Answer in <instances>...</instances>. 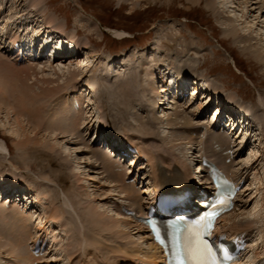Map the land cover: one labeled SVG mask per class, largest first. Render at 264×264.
<instances>
[{"label":"rangeland","instance_id":"1","mask_svg":"<svg viewBox=\"0 0 264 264\" xmlns=\"http://www.w3.org/2000/svg\"><path fill=\"white\" fill-rule=\"evenodd\" d=\"M29 1L30 0H9L5 10H8V8L11 6L9 9L11 13L13 8L12 4L17 6L16 10H20L22 7L24 9L26 8V3ZM44 1L45 3L41 4L42 6L39 7L41 10H39V13L34 18L35 22L38 21L39 23H42L48 16H54L56 23L66 22L64 23V25L67 26L65 33H68L71 30H77L78 35L75 40L78 39L83 43L88 41L86 50L84 51L85 53L87 52V56L94 53L99 56V59L95 62V66L98 65L100 67L101 65L99 70H101L103 73L106 71L104 68L106 69L107 61L119 60L120 62L127 64L126 67L115 69L114 75L116 76H110L108 78V83H104L102 81L101 78L103 77L100 78L98 75L99 70H95L94 68L90 69L91 71L88 73V77L83 78V81H88L94 84L93 88H95L94 94L96 98L92 99L91 101V105L93 104V106L90 108L92 110L89 115L86 113H81L79 116L67 111L61 113L59 116L62 118L61 120L64 123L63 127L65 129L76 127V118H78L79 127L77 130H75V133L84 134L85 132H88L86 139L87 141L93 142L95 140V132H93L94 128H97L98 123H100L99 121L106 117L107 121L105 122L107 123L109 122V119H111L110 123L124 121L125 124H130L129 122H131L135 130L137 128L138 131L139 127L137 125L139 123L137 118L143 121L149 119L151 115L150 105L152 103L151 99L148 97L150 93H143L139 88L143 86V91H146L149 83L147 85H145V83L146 80H148L147 76L151 70V67L155 64L164 62L172 67L188 65L191 68H194V75H202L209 83H212L218 87L223 93V96H233L235 98L236 107L238 106L249 109L251 112L255 113L259 123L257 126H255V128H253L254 132H252V134L254 136L251 142L253 143V148L255 147L257 150L259 149L261 153H264L262 152L264 151V148H261L264 146L262 144L264 143V65L262 62L255 60L251 53L244 51L242 44L240 45L238 41L234 42L230 36L226 37L224 34V28H227V23H224L225 25L222 24V22L226 20L224 18L229 17V21H232L234 25L239 24V22L236 23L234 18L229 14L231 10L229 11V9H227V11L222 14L223 21H221L216 18L212 12L206 10L203 3L194 6L186 3L185 0H140V4L135 5V7L131 4V1L133 0H129L128 2L125 1V3L122 1L119 2V0ZM3 12V16L7 14V11ZM219 13H221V11ZM254 14L255 16L262 17L258 10H256ZM263 20L264 17H262L261 21ZM248 21L251 22L252 19L249 18ZM91 23L96 28H91ZM111 29L122 30L127 33V37L122 40L115 38L110 33ZM237 29L240 30V27L237 26ZM244 29V34H248L249 30L246 31V28ZM261 32H264L263 28L261 29ZM241 34L243 33L241 32ZM27 66L28 65H26V67ZM185 69L186 68H183V70ZM140 73V84L138 87H136L135 92L139 97V100L134 106L131 107L132 114L129 116L130 121H127L129 114L128 106L123 96L121 98L123 99L124 103L116 106V109L118 110L117 113L110 115L108 111H103L100 109L102 108V105L113 102L114 98L121 94L112 93V98L105 102V91H103V87H111V90L113 91L114 87L118 83L130 82L131 84H134L132 83L134 82L132 78H138ZM120 89H123V91L127 93V95L124 94L125 96H132V93H129L127 88ZM131 103H133V101H131ZM59 105L60 104L58 101H56L53 97V99L45 103V108L37 111V114L43 116L45 118V122L49 124L48 121L53 119L55 116L53 115L54 110L59 107ZM187 111H192V108H189ZM167 112L169 114L172 113L171 110H167ZM194 118H196V116H194ZM64 120L66 122H64ZM85 122H90V126L92 125L91 130L85 128V124H83ZM125 124L120 123L119 125L118 123L113 128L112 132L120 136H122L123 133H129L134 137L139 138L140 142H145L143 140L144 136L139 134L140 131H131V129H129ZM54 125L57 126V123L52 124V126ZM154 126L158 127L157 124H154ZM97 130H99V132H103V129H100V127ZM0 133L3 132L0 131ZM170 133L171 132L169 131L168 127H166V125L163 127L161 126L159 134L156 133L157 136L154 135L158 140L157 143L162 145L164 148H170L171 152L180 157L183 161H186V163L191 164L193 162V157L190 154L191 151L186 150L189 149V146L185 144L177 145L180 143V141H176V137L171 136ZM177 133L178 135H182L180 131ZM43 134L49 141L55 137V135H51L52 137L48 136V133ZM67 135L68 134L59 135L58 137L61 146L57 149H62L63 152L65 150L62 148V145H65L68 142L67 138H69L66 137ZM162 138L166 139L164 144H162L164 142ZM254 139H256L255 142H253ZM7 140L9 156L8 158L0 156V170L2 172H9L11 171V165L16 167L17 171H20L25 180L29 182L30 189H35L36 193L40 195V201L42 204L37 205V209H35V211L37 210V213L33 214L32 220L28 223L30 226L26 228L25 234L27 235L28 239H30L33 236V233H46L49 241L51 242L53 240L51 243V246L53 245V247L49 250V261L51 260L49 264H109V262L110 264H121L120 261L123 259V255L116 253L108 254L114 249L115 245L117 246V244L126 245L129 248H136L135 250L138 249L140 256L149 253L148 249H146L149 244L138 232L136 233L134 229H131L129 230L130 232H128L127 227H124L123 224L122 230L121 228H116L118 230L120 229L121 232H124L123 230L127 231L124 232V235L122 234L123 236H119L124 237V240H121L120 238L119 240L115 235H113L114 238H109L112 237V234L108 235L107 232L98 233L97 228L93 227L91 225L92 223H90V220H94L93 217L87 215L89 219L85 220L87 219L85 210H87L88 213V211L96 207L95 209H97L98 213H105L106 215L110 213L113 215V203L115 204L116 201L119 203L120 201H123L124 203L132 204V201L124 200L123 194L120 195L121 199H119V189L115 187L116 184H110L109 182H106L107 173H103V170H99L98 163H95L93 159H90L86 161L85 164H82L83 168L81 169V175L83 176H77V179L79 177L80 181L79 179L77 180L72 177L69 179L68 171H70L71 168H74L75 163L77 162L73 158L82 156V158L86 159L87 155L73 151V148H77V144L71 143L67 145V148L71 150V154L65 152V155L70 158V160L67 162V166L65 164L61 166L63 169H61V175L63 176L62 178H66L67 180V184L63 190L71 192L67 193L74 208L73 212H71L72 207H68L62 197L59 198L57 192H55L56 190L53 189L52 182L55 184L53 180L58 179L59 176L54 178L51 177V183H45L42 181L41 177H45L44 175H46V172L44 170L41 171L40 168L42 169V165H44L45 169H48L46 166V158H40L37 153L35 154V157L30 156V158L26 159L27 161L22 162L16 147L11 143L12 138L8 137ZM45 149L46 148L43 150ZM46 150L49 151L48 149ZM46 150L44 152H47ZM184 153H186V157L183 156ZM52 156L55 157L53 153ZM245 156L246 158L244 159L249 157L248 154ZM262 159V161L256 162L250 168V186L247 188L249 191L243 200L247 202V205L243 203V206L239 210L238 214L233 218V221L236 224L245 220L246 217L249 219H252V217L253 219L255 218L251 233L253 240H256L255 244H259V248L262 247V241H264V230H262L264 229V219L262 221V217L264 218V204L262 200L264 195V155L262 156ZM57 160L58 162L60 161L59 159ZM7 161H9L10 165ZM78 162L82 161L78 160ZM92 164L95 167H92ZM86 166L88 168H84ZM262 166L263 168H261ZM83 173H89L93 177L94 181L91 180V182H86L83 180V178L81 180V177H84ZM144 182L149 183L150 181L146 179ZM81 185L82 189L79 188ZM91 186H94L93 188L95 189H93ZM83 188H85L86 191H84L85 189ZM52 189L53 191L50 192ZM80 190L84 193H80ZM133 191V194L139 193L138 190L134 189ZM44 192L48 193L45 195L43 194ZM52 195L57 196V198L54 200V206L62 209L64 208L63 215H61V218H59L56 222L46 221L47 216L49 215V209L52 207L50 204L51 199H49V197ZM84 195L87 196L84 197ZM98 195H100V197ZM74 196L77 198H74ZM140 197L142 198V196L139 194V197L136 200L142 202ZM111 199L116 201L112 202ZM95 201L96 203H94ZM256 202L258 203V207L254 209ZM92 203L95 206L92 205V208L90 209L89 205ZM87 206L88 208H86ZM100 206L104 207L101 208ZM106 207H108V209ZM93 211L95 212L96 210L93 209ZM250 211L253 212H251L253 216H248ZM244 212L245 214H243ZM254 212L256 213L254 214ZM105 214L104 216H106ZM111 215L107 216L110 218ZM37 217H39V219H37ZM81 217H84V219ZM256 219L259 221V223ZM3 220L4 219L0 217V234L2 235L5 233L3 227L7 226L3 225ZM77 221L81 222L78 223ZM85 222H87V226ZM82 224L84 226H82ZM90 227L94 230H89ZM83 228L85 229L84 231ZM96 237H98L97 239H99V241L96 239ZM10 238H17V235H11ZM110 239H114L115 241L113 240L114 242H111L112 240ZM83 240H85L84 243ZM99 243L101 245H99ZM103 243H105L107 246L106 249H111L109 252L106 249L104 251L103 246L105 245ZM83 244L85 245L83 246ZM4 252L5 251L0 254V264H13V258L8 260V256L5 255L6 253Z\"/></svg>","mask_w":264,"mask_h":264},{"label":"bare ground","instance_id":"2","mask_svg":"<svg viewBox=\"0 0 264 264\" xmlns=\"http://www.w3.org/2000/svg\"><path fill=\"white\" fill-rule=\"evenodd\" d=\"M121 1L125 3V1L128 2L129 0H119V2H121ZM185 1H186V3H188L190 5H194V6H197V5H200L201 3H203L204 8L206 10L212 12V14L215 15V17L221 21H223L222 20L223 19L222 14L225 13L227 11V9H229V11L231 10L229 14L234 18L235 22L236 23L239 22V24L234 25L232 23V21H229V19H228L229 17L224 18L226 20L223 21L222 24L227 23V28H224V34L226 35V37L230 36L231 39L234 40V42L238 41L240 45L242 44V48L244 49V51L251 53L255 60L262 62L264 65V32H261V29L262 28L264 29V20L261 21L262 17H264V0H240V1L239 0H220V1H216V0H185ZM7 2L9 3V0H0V34L8 33L9 35H6V36L10 39H12V37H13V39H16V40L17 39L23 40L25 38L24 40L28 39L30 41H32V40L41 41L40 40L41 34H44L46 32L47 37H48L50 35V33H52V34L56 33L58 36L64 37L63 39H66L67 41L73 43L74 46L78 49V54H81L80 52L86 50V45L88 44V41H85L83 43V42H80L78 39L75 40V38L78 35L77 30H75V31L71 30L70 32L65 33L67 26H65L64 23H66V22L56 23V19L54 18V16H48L42 23H39L38 21L35 22L34 18L39 13V10H41V8L39 9V7L42 6L41 4L45 3L44 0H30L29 2L26 3V5H25L26 8L23 9V7H22L20 10H16L17 6H14L12 4L13 8H12L11 13L9 10L11 6L8 8V10H5L6 6H7ZM131 4L135 7V5L140 4V0H133V1H131ZM253 5H254V8H253ZM256 10H258L259 14L262 17L255 16L254 13ZM3 11H7V14L4 16H3V14H4ZM220 11H221V13H219ZM249 18L252 19L251 22L248 21ZM89 23H90V21H89ZM237 26L240 27V30L237 29ZM90 27L93 29L96 28L95 26L92 25V23H91ZM244 28H246V31L249 30L248 34L247 33L244 34V32H245ZM241 32L243 34H241ZM110 33L113 35V37L121 39V40L127 37V33L122 31V30H112L111 29ZM224 34H223V36H224ZM21 36H23V37L21 38ZM10 42H13V41L10 40ZM13 44H14V42L12 43V45ZM4 49H8V47L4 41H1L0 42V131H2L3 133H0V156L8 158L9 148L7 146V142H8L7 139H8V137H11L12 138L11 143L16 147V150H17L18 154L20 155L22 162L27 161L26 159L30 158V156L35 157V154H37V153H38V156L40 158H46V166L48 167V169L47 168L45 169L44 165H42V169L39 167L41 171L44 170L46 172V175H44L45 177H41L42 181H44L45 183H51L52 182L51 177L54 178L56 176H59L58 179L53 180L55 182V184L52 182L53 189L56 190L55 192H57L59 198L62 197V199L65 201V203L68 207H70V208L72 207L71 212H73L74 208H73L72 202H71V200H69L70 197L67 195V193H71V192L63 190V188L67 184V180H66V178H62L63 176L61 175V169H62L61 166L63 164H65L67 166L68 165L67 162L70 160V158H68L65 155V152H68L69 154H71V152H70L71 150L69 148H67L68 147L67 145L71 144V143L77 144L78 145V146H76L77 148H73L74 152L87 153L88 155H90V154L92 155L90 157H88V155H86V159L82 158V156L81 157L77 156L76 158H73L77 162L75 163L74 168H71L70 171H68L69 179L71 177L74 179H77V176H83V175H81L82 174L81 169L83 168L82 164H85L86 161H88L92 158H95V160H97V161L101 160V163L106 168L107 164L104 163V159L107 157L105 154H107L106 152H108V150L105 152H100V151L96 152L93 150V146H90L89 144H84L83 142L85 140V134L75 133L76 132L75 130L79 127L78 118H76V127L65 129L63 127L64 123L61 120L62 118L59 115H61V113H64V111L74 113L73 109H72L73 108L72 102L70 100L71 97L77 99L79 102V106H78L79 108L77 110L78 112H75L76 116H79L81 113L82 114L86 113L88 115L90 114V112L92 110L91 108L93 106V104L91 105V101H92V99L96 98V96L94 94L95 88H93L94 84H92L91 82H88V81H86V82L83 81V78L88 77V73L91 71L90 70L91 68H94L95 70H99V68H101V65H100V67L98 65H97L98 67L95 66V62L99 59V56H97V54H95V53L87 56L86 55L87 52H86L85 56H83V54H82L78 58L74 57V56H67V57H62L60 59H57L55 61H50V60L47 62L42 61V62H39L36 64H29L27 67L16 68L17 57L14 56L13 52L12 53L10 52V51H12L11 49L8 50V52L7 51L3 52ZM26 58H28V57L26 56ZM89 59H92V60H89ZM116 63H118V65ZM126 66H127V64H125L124 62H120L119 60L118 61H115V60L114 61H107L106 62V69L104 68V70H106V71L103 73L101 70H99L98 75L100 76V78L103 77L101 79L104 83H108V78L110 76H112V75L116 76V75H114L115 69L123 68ZM102 68H103V66H102ZM172 68H173L172 66H170L169 64H166L164 62H162L160 64H155L154 66L151 67V70L148 73V76H147L148 80H146L145 85H147L148 83L149 84H148L146 91H143V86H141L139 89L143 93H145V92L150 93V95L148 96L150 99H153V98L155 99V98H158L162 92V90L158 88V82H157L158 79L164 80L165 78H172L176 82V80H179L181 76L186 78V79H189V77L192 76L190 78V80H193V83H192V86L190 89L192 92H194L193 94H195L194 101L192 103H190V104L187 103L186 105H181V104L179 105L178 101H176V99H174L173 97L171 98V100L169 102L168 101L164 102L163 99L159 98L158 99L159 105H155L156 100L152 101V103H151L152 107L150 109V112H153V113L150 115L149 119L143 121V120H139L137 118V121L139 123L137 125L139 127L138 131H137V128L135 130V128L133 127L131 122H129L130 124H128V123L125 124L124 121H116L114 123H110L111 119H109V122L107 123V122H105V121H107L106 117H104L101 121H99L100 123H98V126H97V127H100V128L103 127L104 129H106V134H111V130H113V128L118 123H119V125H120V123H124L125 125H127V127L129 129H131V131H137V132L140 131L139 134L144 136L143 140L145 141L142 143H140L139 138L133 137L129 133H123V135L127 136V138L130 141H132V140L136 141V143L139 144L137 146L140 149H142V151H143V156L147 158L148 162L146 163V165L150 169L147 172L148 173L147 179H150L152 181V183L147 185V186L152 188L151 192H152V195L154 194V197H155V195L158 194V192H160V191H162L165 188H168L170 186L188 187V186H191V184L193 182L191 180V172H192L191 166L192 165L190 166L189 164L186 163V161H183L180 157H178L173 152H171L170 148H164L162 145H159L157 143L158 140L155 137L157 136V134H159L161 126L163 127L164 125H166V127H168L169 131L171 132L170 133L171 136L176 137V141H180V143L177 145H184L185 144V145L189 146V149H191V145L189 143H192L191 141L193 139L190 137L189 138L186 137L185 134H186V132H188V133L195 132V133H197V135H199V129L202 126H206V125H204V123H202V125H200L201 124L200 122L202 120L199 119V117L202 115V113H205L208 110V108L211 106L215 108L213 110V113H215V116H213L214 118L215 117L218 118L220 116V113H222L223 110H225L226 108H229V107H231V109H233V110L236 109V110H241L242 112H246V113L249 112L250 115L252 113L256 118L255 113L248 111L247 109L242 108V107H238V106L236 107L235 106V98L233 96H223V93L221 92V90L218 87H216L214 84L210 83L209 84L210 86L206 87V85L204 83L205 78L199 74L194 75V73H195L194 68H191L188 65H184V66H180V67L175 68V70L171 72ZM183 68H186V69L183 70ZM132 79L134 81L132 83H134V84H131L130 82L118 83L114 87L113 91L111 90V87H108V86L103 87V91H105L104 92L105 93L104 97L106 99L105 102L109 101V99L112 98V96H113L112 93H116V94L121 93V94L118 95L117 97H115L113 102L105 104V105L101 104L102 108H100V109H102L103 111H108L110 113V115L117 113L118 110L116 109V106L124 103L123 99L121 98L123 96L124 99L126 100L127 106H128V113L129 114H128L127 121H130L129 116H130V114H132V108L131 107L134 106L137 103V101L139 100V97L136 95L135 92H136V87H138V85L140 84L141 73L138 75V78L136 77V78H132ZM132 79H131V81H132ZM179 86L180 85L177 84V87H179ZM130 87H132V88H130ZM120 88H127L129 93H132V96H129V97L125 96V95H127V93L124 92L123 89H120ZM132 89H133V91H132ZM199 92H202V93H200V95H199ZM203 92H205V95L203 94ZM211 96H213V97H211ZM53 97L56 101H58V103L61 105V107L59 105V107H57L54 110L53 115H55V116L53 117V119H50L48 121L49 124H47L45 122V118L43 116L37 114V111L45 108V106H44L45 103L48 102L49 100L53 99ZM57 98H58V100H57ZM80 99H83V100H80ZM214 99L220 100L222 102V103H220L221 105L218 103H215ZM130 100L133 101V103H131ZM197 100H198V103H197ZM226 101L228 103H230L229 107L224 105V102H226ZM167 103H169L168 108L165 107V105ZM189 108H192V111L188 112L187 110ZM83 110H85V112ZM167 110H171L172 113L169 114L167 112ZM213 113L211 115H213ZM155 114H157L158 116H156ZM194 116H196V117L198 116L197 120H199V121H196V118H194ZM86 118H87V116H86ZM253 121L256 123V126H257L258 121L254 120V119H253ZM64 122H66V121L64 120ZM90 122L83 123V124H85V127L88 130L90 127ZM53 123L54 124L57 123V126H55V125L52 126ZM154 124H157L158 127L154 126ZM178 131H181L182 135H178V133H177ZM57 132H59V133H57ZM208 132H209V130H208ZM251 132H254L253 128L249 127L247 129H245V134L248 135V137H247L248 140L245 141L246 146H248L247 143H249L250 136L251 135L254 136ZM43 133H45V134L48 133V136H51V135L54 136L55 135L54 139L52 138L50 140L51 143L45 137V135ZM31 134H32V137H31ZM64 134H68L66 137H69L70 139L67 138L68 142L65 145H62V148L65 150L63 152L62 149H57V148L58 147L60 148V146H61V143H60L58 137H59V135H64ZM154 135H156V136H154ZM51 137H49V138H51ZM103 137H105V134L103 135ZM5 138H7V139H5ZM198 138H199V136H198ZM213 138H218L223 144H226V141L217 135H216V137H213ZM162 139L164 141L163 142L161 140L163 142L162 144H164L166 139L165 138H162ZM243 139L241 140V142L243 141ZM172 140H173V138H172ZM187 140L189 142H187ZM76 142H78V143H76ZM200 143H201V141H200ZM81 144H84V146L82 148L80 147ZM252 144L253 143H250V145H252ZM262 144L264 145V143H262ZM44 148L48 149L49 151H47L45 149L47 152H44L45 151V150H43ZM261 148H264V146ZM189 149H186V150L188 151ZM262 152H264V151H262ZM52 153L55 155V157L52 156ZM191 154L193 155L194 153H191ZM263 154L264 153H261L259 149L257 150V148H255V147L252 148L250 151L249 157L245 161V164L243 166L242 171L246 172V174H247V171L249 170L250 166L253 165V163L260 162L263 160L262 159ZM183 156L186 157V153H184ZM212 156L217 158L216 155H212ZM56 158L59 159L60 161L58 162V160ZM35 160H36V158H35ZM78 160H80L82 162H78ZM7 162L9 163V161H7ZM54 163H55V165H54ZM9 165H10V163H9ZM263 166L261 168H263ZM92 167H95V166H93V164H92ZM111 167H112V165H111ZM84 168H88V167L86 166ZM196 171H198V170H196ZM236 172H238V170ZM21 174L22 173L20 171H17L16 167H14L12 165H11V171H9V172L8 171L2 172L0 170V187L2 185H5V186L10 185L11 187H14V188H19V187L22 188L23 187L29 193V197L27 199L29 201V203L25 206H20L21 209H18L19 210L18 212L16 211V209L10 210V213H12V215L8 216V218L5 217L6 213L3 209L4 207H2L3 205L0 203V217H2L4 219L3 225H7L10 227V228L7 226L3 227V230H5V231H7L9 229L11 230L12 228H14V229L17 228L20 223L22 224V226H24L23 225L24 222H28L31 220V217H32L31 213H33V212H34V214L37 213V210L36 211L34 210V209H37V207H35V206L32 207V205L42 204L40 201L41 200L40 195L38 193H36L35 189L34 190L30 189L29 182H27ZM114 175L109 174L107 178H108V180H110V184H112V183L120 184L119 185L120 187L115 185V187L119 189L118 196H120L121 194H124L125 199H133V197H134L132 195V193H133L132 188L133 187L125 186L123 184V180L125 179V176L120 175V174H114ZM198 176H199V180H203V177L201 178V174ZM248 176H249V174H248ZM84 177H81V180H82V178L86 182L87 181L91 182V180H93V177L89 173L84 174ZM78 179H79V177H78ZM263 179H264V177H263ZM71 180H73V179H71ZM79 181H80V179H79ZM202 183L204 185L207 184L206 181H203ZM91 187L93 188L94 186H91ZM79 188L82 189V185ZM53 189L50 190V192H52ZM83 189H85V188H83ZM93 189H95V188H93ZM84 191H86V189ZM248 191L249 190L246 189V191H244V194L247 193ZM20 192H24V191L22 190ZM263 192H264V190H263ZM47 193L48 192H44L43 194L46 195ZM80 193H84V192L81 191ZM85 193H87V192H85ZM95 193H96V191H95ZM143 193H147V191H144ZM77 194H78V192H77ZM87 195H84V197ZM92 195H93V193H92ZM95 195H97V194H95ZM149 195L151 196V193ZM76 196H74V198ZM98 196L100 197V195H98ZM56 198H57V196H55V195H52L49 197V199H51L50 204L52 205V207H51V209H49V215L47 216L46 221L56 222L59 218H61V215H63V213H64V211H63L64 208L62 209V208H58V207L54 206V200ZM88 199L90 200L89 197H88ZM99 199H101V198H99ZM84 200H86V199H84ZM262 200H263V204H264V195H263ZM98 201H100V200H98ZM260 202H261V200H260ZM94 203H96V201ZM245 203L247 204V202H245ZM30 205H31V209L28 210ZM77 205H81V204H77ZM92 205H93V203L91 205H89L90 209L92 208L91 207ZM93 206H95V205H93ZM103 207L104 206H102L101 208H103ZM257 207H258V203L256 202L254 209H256ZM86 208H88V206ZM86 208H84V209H86ZM95 208H93L94 210H96L95 212L93 211V209L88 211V213H87V210H85L86 211L85 215L93 217L94 220L93 221L90 220V223H92L91 225L93 227L97 228L98 233H101V232L106 233L107 232L108 235L112 234V237H109V238H114L113 235H115L118 239L120 238L121 240H124V237H119L122 234L124 235L125 234L124 232L126 231V230H123L124 232H121L122 224L124 225V227L125 226L127 227L128 232H130L129 230L134 229L136 231V233L137 232L142 233V231L140 229V225L138 223H135L134 221H131L130 219H125L124 217H122L118 213L117 209H114V211H116V212H114L113 215H111L110 213L107 214L109 216L111 215V217L109 218L105 213L104 214L106 216H104V214H102V213H98L97 209H95ZM101 208H99V209H101ZM106 208L108 209V207H106ZM145 210H146L145 208L141 207V205L138 204V206L133 211L143 213ZM252 210H253V208H252ZM83 211H82V213L84 214ZM104 212H106V211H104ZM251 212L252 211H250L249 214L248 213H246V214H248V216L249 215L251 216L253 213V212L252 213ZM255 213L256 212H254V214ZM243 214H245V212ZM78 216H80V215H78ZM88 216L86 217L87 219H85V220L89 219ZM81 218L84 219V217H81ZM81 218H79V219H81ZM37 219H39V217H37ZM263 219L264 218L262 217V221H263ZM260 220H261V218H260ZM81 221H79V222L77 221V222L80 223ZM254 222H255V218L253 219V217H252V219H249L246 217L245 220L236 224L233 221V216L229 215V216H226L222 219L221 224L223 225V231H226L229 233H237L239 231H247V229L252 228ZM85 223L87 226V222H85ZM258 223H259V221H258ZM261 223H263V222H261ZM40 224H41V222H40ZM82 226H84V225L82 224ZM90 228H89V230H92V231L94 230V229H92V228L90 229ZM116 228H121V230L120 229L118 230ZM84 230L85 229L83 228V231ZM262 230H264V229H262ZM81 231H82V229H81ZM114 231H117V232H114ZM258 231H260V230H258ZM7 234L6 233L3 235L0 234V254L3 253V251H5L4 253H6L5 255L8 256V260H10V258H13V264L24 261L25 259H29L31 256L29 255L27 257V253H26V255H24L23 247L21 249L19 246L20 244L21 245L23 244V241H21L20 244H18L13 239L8 238ZM80 234H81V232H80ZM101 236H99V237H101ZM103 236H105V235H103ZM36 237H37V234L34 235L33 239L36 240ZM97 238L98 237H96V239ZM251 238H252V236H251ZM102 239H103V237H102ZM143 239L145 240L144 237H143ZM42 240H44V239H42ZM97 240L99 241V239H97ZM110 240H112V239H110ZM113 240L111 242L115 241V240L114 241ZM52 241H51V243H52ZM84 242H85V240H83V243ZM108 242H109V239H108ZM87 243H89V242H87ZM147 243H149V242H147ZM32 244H31V246H32ZM103 244L105 245V243H103ZM84 245L85 244H83V246ZM99 245H101V244L99 243ZM263 245H264V243H263ZM52 247H53V245L51 246V248ZM103 247H104V251H105L107 246L105 245ZM100 248H101V246H100ZM135 249L136 248H133V247H131V248H129L127 246L124 247V245L122 247L120 244L119 245L117 244V246L115 245L114 250L112 252L122 253L125 255H127V253L129 252L130 254H128V255L134 257V259H140V257H142L145 261H149V262H155L156 259L159 257V254L157 257V254L154 253V251H156L157 248L154 245H151L150 243L146 249H148V251H151L153 253H150V254L148 253V254H145L143 256H140L139 250L138 249L135 250ZM25 250L27 252V249H25ZM106 250H108V252H109L111 249L108 248ZM250 251L253 254V257L259 256L261 253V252H257L258 250L256 247L252 248ZM112 252H110L108 254H111ZM49 262H51V260ZM124 262L125 261L123 260V263ZM109 264H110V262H109Z\"/></svg>","mask_w":264,"mask_h":264},{"label":"snow or ice","instance_id":"3","mask_svg":"<svg viewBox=\"0 0 264 264\" xmlns=\"http://www.w3.org/2000/svg\"><path fill=\"white\" fill-rule=\"evenodd\" d=\"M214 217V212H206L199 220L190 222L192 227L187 230V236L182 239L180 234L183 230L177 227L176 221H169L165 225L168 229H176L172 233V239L176 247L178 264H222L213 245L205 239V236L210 234L209 228ZM181 219L183 220V218ZM185 223L189 222L185 221ZM201 226H203V231L200 230ZM157 237L159 238V231H157ZM220 251L223 253V261L231 259L226 248H221Z\"/></svg>","mask_w":264,"mask_h":264}]
</instances>
